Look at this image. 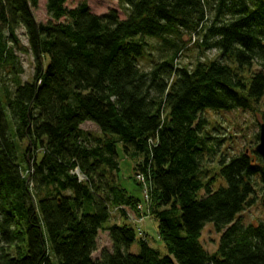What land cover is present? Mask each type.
<instances>
[{"label": "trees", "instance_id": "1", "mask_svg": "<svg viewBox=\"0 0 264 264\" xmlns=\"http://www.w3.org/2000/svg\"><path fill=\"white\" fill-rule=\"evenodd\" d=\"M66 1L45 0L50 19L38 22L39 0H0V264H264V221L237 217L254 202L256 177L264 184L260 155L220 154L217 189L205 165L219 148L206 109L264 97V0H118L125 18ZM184 34L202 35L198 46L217 59L179 65ZM151 39L163 57L143 69ZM27 51L35 68L22 82L17 52ZM118 146L141 158L134 173L166 255L131 226L108 224L138 202L117 181ZM210 222L220 233L212 253L200 242ZM102 230L111 250L93 258Z\"/></svg>", "mask_w": 264, "mask_h": 264}, {"label": "rangeland", "instance_id": "2", "mask_svg": "<svg viewBox=\"0 0 264 264\" xmlns=\"http://www.w3.org/2000/svg\"><path fill=\"white\" fill-rule=\"evenodd\" d=\"M80 2H86L90 10L99 15L115 9L120 18L126 17V7L118 0H67L65 6L71 8ZM33 14L38 22H46L50 19L45 7V0H39L37 7L33 9ZM208 20L210 21L211 19ZM17 34L20 45H24L27 48L28 40L25 36L24 29L19 28ZM201 37L202 35L196 34L192 36L188 34L183 35L180 42L183 43L184 47L177 59L179 65L193 67L197 61L208 62L217 59L218 56L215 50H203L198 46ZM150 42L151 46L147 48V54L139 60V64L143 69H148L153 61L161 60L163 57H161L159 47H157L159 45L158 40L151 39ZM17 54L23 69V72L20 74L21 81H31L35 68L33 56L29 51L17 52ZM47 62L48 60L45 59L44 64ZM254 69L256 68L254 67ZM206 110L205 116L210 121V125L214 126L213 130L209 132L210 136H215L219 140L217 154L210 162L205 163L208 169V176H215L213 188L217 189L220 184L224 185V180L218 172L217 160L219 155L224 154L226 157H229L234 154H239L242 151L250 154L252 151H255V146L258 143L260 123H264V97L259 103L253 104V108L249 109H233L228 111ZM80 127L84 131L99 134V128L93 122L85 121ZM28 146V139H23L20 143V149L25 151ZM32 151L33 148L29 150L30 153ZM117 154L119 160L117 181L126 189L129 195L137 198L138 202L136 203L135 209L125 208L127 212L126 218L121 217L118 211L113 210L108 224L116 222L131 226L138 239H145L161 256L166 255V247L159 239L157 223L152 214L153 204L150 190L144 188L135 177L134 166L141 158L133 159L127 156L121 146H118ZM39 155L38 153V157ZM263 185L260 178L256 177L254 186L255 194L253 195L254 202L237 216L244 224H257L260 221H264V208L262 205V199L264 197ZM144 194H147L148 198ZM219 238L220 233L216 231L213 223H206L200 237V242L204 249L209 253L214 252L218 247ZM96 247V250L92 253L93 258L99 257L103 249L111 250V241L106 230L99 231L96 239ZM130 250L133 253L139 252L138 243L135 242L132 244Z\"/></svg>", "mask_w": 264, "mask_h": 264}, {"label": "water", "instance_id": "3", "mask_svg": "<svg viewBox=\"0 0 264 264\" xmlns=\"http://www.w3.org/2000/svg\"><path fill=\"white\" fill-rule=\"evenodd\" d=\"M255 151L262 159L263 163V175H264V123H260V129L258 133V143L255 146ZM262 205L264 207V197L262 199Z\"/></svg>", "mask_w": 264, "mask_h": 264}, {"label": "built area", "instance_id": "4", "mask_svg": "<svg viewBox=\"0 0 264 264\" xmlns=\"http://www.w3.org/2000/svg\"><path fill=\"white\" fill-rule=\"evenodd\" d=\"M135 177H136V179L138 180V182L140 183V184H142V186L144 187V188H148V186H147V184H146V181H145V178H144V176L142 175V174H140V173H137L136 175H135ZM144 196L146 197V198H148V195L147 194H144ZM140 206V205H139ZM141 207V206H140Z\"/></svg>", "mask_w": 264, "mask_h": 264}]
</instances>
